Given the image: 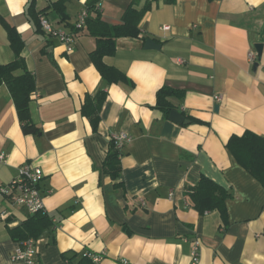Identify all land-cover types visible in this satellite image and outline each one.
<instances>
[{"label":"crops","instance_id":"obj_1","mask_svg":"<svg viewBox=\"0 0 264 264\" xmlns=\"http://www.w3.org/2000/svg\"><path fill=\"white\" fill-rule=\"evenodd\" d=\"M58 1L0 0V65L16 59L8 23L21 35V56L36 78L30 110L40 129L23 133L1 86L0 186L17 178L25 162L46 175L41 188L54 226L36 241V263L76 264L91 253L101 261L83 264H192L200 241V264H264V187L227 148L246 131L264 137V0H138V10L151 4L140 37L117 39L115 55L104 58L130 81L113 85L91 60L96 38L87 28L73 29L85 10L120 25L136 0H67L65 19L54 10ZM32 3L56 30L75 34L72 53L38 31L28 16ZM148 39L160 49H146ZM164 86L185 91L170 102L190 124L155 108ZM100 90L107 98L94 132L81 111L86 96ZM118 133L131 141L120 150L122 173L113 180L103 164ZM202 176L231 194L227 222L217 211L201 215L194 208L189 193ZM0 204L9 213L0 220V264H24L11 260L21 245L9 230L31 215L1 197Z\"/></svg>","mask_w":264,"mask_h":264},{"label":"trees","instance_id":"obj_2","mask_svg":"<svg viewBox=\"0 0 264 264\" xmlns=\"http://www.w3.org/2000/svg\"><path fill=\"white\" fill-rule=\"evenodd\" d=\"M67 0H59L54 4V10L63 15L65 19V3ZM213 1V0H210ZM138 0L126 10L122 21L116 26H110L101 19L100 13L95 18H89L87 21V30L89 34L96 38L97 48L90 54L91 60L96 69L102 76V79L108 84H121L130 81L124 74L113 67H108L104 63V58L113 56L116 53V41L119 38H139L141 31L139 24L145 14L150 10L151 4L148 3L141 10L137 9ZM28 16L34 21L39 32H43L40 26V16L35 11V5L32 3L28 9ZM10 46L15 53L16 59L8 64L0 65V87L5 85L14 102L18 117L21 123L22 131L25 135H38L40 129L33 123L31 117L30 104L32 96L36 92V78L28 70L24 58L21 56L25 46L21 35L15 27L5 23ZM74 31L77 29L74 27ZM20 73V74H19ZM185 91L173 89L164 86L157 91V102L155 108L160 110L166 118L175 107L170 102L171 98H182ZM107 92L100 90L95 96L87 95L82 107V115L91 123L94 132L98 131L100 124V112L106 101ZM189 118V117H188ZM193 122H197L193 120ZM235 160L242 166L254 179L264 187V137H261L251 131H246L242 136H233L227 144ZM104 173L113 180L118 179L122 173L120 161V151L115 148L114 143L110 142L107 157L103 164ZM196 211L203 215L206 212L217 211L222 219L227 222L226 202L231 198V194L222 186L213 180L202 176L197 187L189 193ZM54 226V221L45 212H39L31 215L21 227L9 230L11 238L17 243H24L30 240L37 241L45 231ZM84 256L76 264H83L89 261ZM69 264H73L68 260ZM75 264V263H74Z\"/></svg>","mask_w":264,"mask_h":264},{"label":"built area","instance_id":"obj_3","mask_svg":"<svg viewBox=\"0 0 264 264\" xmlns=\"http://www.w3.org/2000/svg\"><path fill=\"white\" fill-rule=\"evenodd\" d=\"M95 10L100 12L101 5L99 4ZM88 19L89 12L85 10L79 15L76 21L75 28L77 31H83L86 29ZM40 26L43 33L49 37L56 38L59 43L65 47L67 53H72L75 50V34L56 30L53 27L51 20L47 17L40 18ZM162 29L167 30L168 27H163ZM250 56L252 57L253 55ZM215 99L220 101L221 97L217 96ZM111 141L114 143L115 148L120 151L124 143L130 142L131 138L126 133H118L112 135ZM4 158V154L1 153L0 161L4 160ZM45 176L46 175L41 167L36 166L31 162H25L19 167L17 178L0 186V197L4 200L7 206L23 208L29 215L45 212V193L41 188V184L44 181ZM142 204L145 205L143 201ZM8 215L9 213L6 207L0 204V220L6 221ZM35 244L36 241L34 240L20 244L21 248L11 255V260L14 262H22L24 264H37ZM200 249L201 243L200 241H196L192 248V264H200ZM85 256L95 263L101 261V257L99 255L88 253L85 254Z\"/></svg>","mask_w":264,"mask_h":264},{"label":"water","instance_id":"obj_4","mask_svg":"<svg viewBox=\"0 0 264 264\" xmlns=\"http://www.w3.org/2000/svg\"><path fill=\"white\" fill-rule=\"evenodd\" d=\"M146 49H160V45L156 44L155 41L148 39L145 43ZM257 51L259 56L262 54V45H257ZM169 120L178 124V125H187L190 124V120H188L184 115H182L177 110H172L169 114Z\"/></svg>","mask_w":264,"mask_h":264}]
</instances>
